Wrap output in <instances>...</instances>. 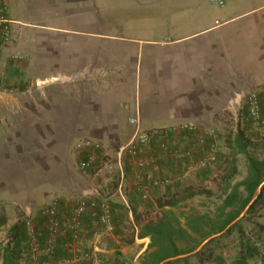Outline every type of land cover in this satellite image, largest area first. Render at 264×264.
<instances>
[{
	"label": "crops",
	"instance_id": "crops-1",
	"mask_svg": "<svg viewBox=\"0 0 264 264\" xmlns=\"http://www.w3.org/2000/svg\"><path fill=\"white\" fill-rule=\"evenodd\" d=\"M225 2L160 0L150 23L120 20L118 0H6L19 34L0 60V81L18 78L0 90L2 206L29 214L66 187L95 195L82 185L80 140L116 160L134 136L130 119L143 131L207 129L230 98L264 82V0ZM9 216L8 228L18 221Z\"/></svg>",
	"mask_w": 264,
	"mask_h": 264
},
{
	"label": "trees",
	"instance_id": "trees-1",
	"mask_svg": "<svg viewBox=\"0 0 264 264\" xmlns=\"http://www.w3.org/2000/svg\"><path fill=\"white\" fill-rule=\"evenodd\" d=\"M23 88L21 87L20 90ZM262 107L264 114V106ZM247 116L248 121L251 122L248 107ZM164 131L165 129L148 131L152 134L153 148L157 147V140ZM246 139V131L238 126L237 133L232 134L226 140L224 149L218 148L214 163H219V166L224 165L222 172L216 178L221 190L222 203L214 211L205 214L191 211L186 213L185 223L181 221L175 211L180 204L197 196L211 197L213 195L210 189L192 186L176 192L169 188L165 194L157 198L152 208L146 209L143 213L138 211L135 203L128 205L134 220L140 227L139 238L150 239L148 249L142 255L140 264H161L173 257L176 259L163 264H264V247L260 242V238L264 234V225L255 218V215L264 209V184L261 193L250 206L246 215L229 227L247 208L260 185L264 183V159H259L249 153V144ZM208 141L210 142L209 138ZM209 142L203 151L196 153L194 162L199 161L205 155ZM240 154H244L247 158V174L241 182L233 184L234 178L239 174L238 156ZM182 163L183 160H178L177 164L181 167ZM211 164L199 170V173L211 172ZM176 172L182 175L181 170H176ZM117 206L114 205L119 210L120 207ZM125 206L123 208H127ZM71 210L72 208L68 214ZM118 214L119 212L114 216L115 225L118 221ZM29 220L34 225L42 261L51 258L54 262H59L72 257L71 245L75 239L72 232L68 230L56 237L53 251L48 252V242L51 237L49 222L40 210L37 215H30L28 218L21 215L8 230L0 264H22L23 259L28 264H33V256L29 248L27 226ZM92 220L94 219L84 216L82 223ZM245 222L250 223L249 228L244 226ZM7 223L8 215L2 210L0 211V229ZM234 232L238 233V250L234 257L227 258L223 252L225 243H222V239L229 238ZM216 234L220 235L206 242L199 249L208 238ZM215 244H220L221 251L214 249ZM102 257L104 258L101 264H128L119 252L114 253L110 258H106L104 255ZM94 261L95 259H91L81 261L79 264H93Z\"/></svg>",
	"mask_w": 264,
	"mask_h": 264
},
{
	"label": "rangeland",
	"instance_id": "rangeland-1",
	"mask_svg": "<svg viewBox=\"0 0 264 264\" xmlns=\"http://www.w3.org/2000/svg\"><path fill=\"white\" fill-rule=\"evenodd\" d=\"M200 1L206 2L208 0ZM118 4L119 7H121V13L120 16H118L120 20H122V18L124 20L137 19L140 17V13H142V15L147 14L145 17H143H149L150 23L154 22V19H159L160 23V0H118ZM13 29L15 39L11 44L3 45L1 47L0 60H3L2 58L4 56L6 47H11L16 42V36H18L19 33L15 30L14 26ZM2 73L3 66L0 64V80L2 79ZM17 79L18 78L15 76L14 78H8V80H6L7 82L0 81V90L15 88L14 85L18 84ZM26 83L28 84V81H26ZM251 92H256L259 94L262 106H264V82H262L259 85L245 89V94L242 97H239L241 98L240 101H237L234 97L230 98V109L228 111L217 113L216 121L213 122L212 126L207 129L215 130L217 134V146L220 150H223L228 137L237 133L238 126L243 128L247 134L246 140L249 144V153L259 159H264V129L260 130L254 127L252 122L248 121L247 116V101ZM170 129L172 128H165L167 131H170ZM207 129L200 130L204 131ZM188 137L189 136L187 133H172L168 137L169 144L173 149H182L185 147L183 143L187 141ZM99 155L100 152L97 153V161L95 162L94 169L84 171L80 167L78 168L79 172H85L83 180L75 175L79 181L82 180V185L87 186L90 184L92 187H89V189H94L96 193L95 195L86 196L83 194V190L81 189H86L87 187H80V189L79 187H66L62 193L56 194L57 197L55 200L52 201V199H48L43 203L38 204L36 207L31 209L29 214H27L25 209H22L21 207H16L15 209L6 208L2 206V203H0V211L4 210L7 212V215H10L11 217L16 214L18 219L21 217V215H24L28 218L30 215H37L41 209L49 207L57 201L60 217L64 218L68 215L69 210L81 198L97 197L98 194L102 197L110 198L114 205L116 204L118 205L117 207H120L118 210L119 214L117 218L118 221L115 225V232L112 234L104 232L95 220L83 223V230L81 232L80 238L75 240L71 245L72 257L75 255L81 257L87 251H91L96 255L93 264H101L104 258L102 255H104L106 258H110L114 255V253L119 252L121 256L128 262V264H140L141 257L144 254V252L140 254L142 251V246L144 245L142 242L144 238H139L140 227L134 220V216L129 209L128 205L130 203H135L136 207H138V211L143 213L146 211V209L152 208L155 205L157 198L165 194L169 188L175 192L189 186L201 188L205 187L206 189H210L213 192L211 197L206 195L197 196L183 202L175 209L183 223L186 221V213L195 211L197 213L205 214L209 211H214L216 207L222 203L221 190L216 178L217 175L222 172L224 165L219 166V163L213 162L210 166L211 172L209 173L200 174L199 171H187L184 169V172L181 171L182 175H180V173L176 172V170L179 169L177 167V160L173 157H165L160 161L167 159L169 161L160 162V172L164 173L161 174L160 177H170L173 181L171 186L147 187L150 196L148 199H142L137 191L132 170L126 162L127 169L125 168V170L128 174L126 176L128 177V180L127 182H124V186L122 187V196L127 202L125 203L122 201L121 197L116 195L120 180V169L117 164V159L114 160L110 153L105 155L101 154L100 159ZM157 164L158 163H156L155 166H157ZM183 165L184 164L182 163V167H184ZM238 167L239 174L234 178L233 184L241 182L247 174V158L244 154H240L238 156ZM93 185L96 187H93ZM124 206L127 208H123ZM255 218L259 221V223L264 225V209H261L258 214L255 215ZM244 226L249 228L250 223L245 222ZM10 228H8L7 223L6 226L0 229V259L2 257L3 245L6 242V235ZM96 231L100 233V238L98 240H95L92 237V234ZM237 235L238 233L234 232L229 238L222 239V243H225L223 252L227 258L234 257L238 250ZM260 242L264 247V234L260 238ZM219 245L220 244L214 245V249L216 251H221ZM49 261H52V264H61L60 261L54 262L51 258ZM79 263L80 262L77 264ZM22 264L28 263L25 259H23Z\"/></svg>",
	"mask_w": 264,
	"mask_h": 264
},
{
	"label": "built area",
	"instance_id": "built-area-1",
	"mask_svg": "<svg viewBox=\"0 0 264 264\" xmlns=\"http://www.w3.org/2000/svg\"><path fill=\"white\" fill-rule=\"evenodd\" d=\"M211 4L216 7H224L226 2L225 0H211ZM13 26L14 21L8 15L6 0H0V49L3 45L11 44L14 41L15 34ZM247 103L249 118L253 126L260 130L264 129V114L259 94L251 92ZM130 124L136 128L134 136L129 143L119 148L117 156V164L120 169V180L116 195L121 197L122 201L125 203L127 202L122 196V187L126 179V162L134 175L138 193L142 199H148L150 195L147 187H168L171 186L173 182L170 177H160L155 174L153 167L157 161L165 157H173L177 160V163L178 160H183V166L187 171H199L213 163L216 158L215 155L218 152L217 134L213 129L201 131L192 124H183L180 127L170 129V131L165 130L163 135L157 140V147L153 148L152 134L142 130L139 119H130ZM170 132H183L188 134L189 141L184 148L173 149L170 146L168 140V137L172 134ZM208 142L209 145L205 150V155L202 156L199 161L194 162L196 153L198 151H203ZM101 148L102 145L99 142L88 139L80 140L75 145V150L78 154H86V158L80 164L82 170L88 171L94 169L95 162L97 161V153ZM148 149H150L151 152L143 155ZM177 167L181 171L182 168H184L182 166L181 168L180 166ZM57 206L56 201L51 206L41 209L42 214L48 218L49 230L51 233L48 242V252L53 251L56 237L62 235L66 230L72 232L75 240L79 239L83 230L82 218L84 216H89L94 219L104 232L109 234L115 232L114 216L115 213L118 212V208L114 207V203L110 198L102 197L99 194L97 197L81 198L72 207L71 212L64 218L60 217ZM27 226L29 248L33 256V264H52V261L41 260L37 243L38 238L31 220L27 222ZM92 237L98 240L100 238V233L96 231L92 234ZM95 256L94 252H86L81 257L75 255L60 261V263L76 264L81 261L94 259Z\"/></svg>",
	"mask_w": 264,
	"mask_h": 264
},
{
	"label": "water",
	"instance_id": "water-1",
	"mask_svg": "<svg viewBox=\"0 0 264 264\" xmlns=\"http://www.w3.org/2000/svg\"><path fill=\"white\" fill-rule=\"evenodd\" d=\"M263 184L264 183H262L261 185H260V187L258 188V190H257V193H256V195H255V197L252 199V201L250 202V204L247 206V208L242 212V214L239 216V218H237L229 227H231L232 225H234L235 223H237L242 217H244L245 215H246V213H247V211H248V209L250 208V206L254 203V201L257 199V197L259 196V194L261 193V190H262V186H263ZM228 227V228H229ZM220 234H216V235H212L210 238H208L204 243H203V245L199 248V249H201L203 246H204V244L206 243V242H208V241H210V240H212L213 238H215L216 236H219ZM198 249V250H199ZM196 252V251H195ZM176 259V257H173V258H169V259H167V260H165L164 262H169V261H172V260H175ZM164 262H162L161 264H163Z\"/></svg>",
	"mask_w": 264,
	"mask_h": 264
}]
</instances>
